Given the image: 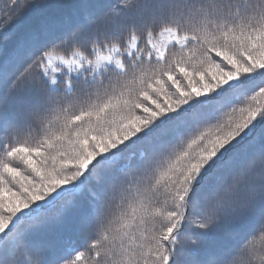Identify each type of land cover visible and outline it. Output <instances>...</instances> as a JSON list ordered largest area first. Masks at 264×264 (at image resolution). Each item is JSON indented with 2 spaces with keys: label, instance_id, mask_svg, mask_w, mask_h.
<instances>
[{
  "label": "snow or ice",
  "instance_id": "obj_1",
  "mask_svg": "<svg viewBox=\"0 0 264 264\" xmlns=\"http://www.w3.org/2000/svg\"><path fill=\"white\" fill-rule=\"evenodd\" d=\"M0 2V264H264V0Z\"/></svg>",
  "mask_w": 264,
  "mask_h": 264
},
{
  "label": "trees",
  "instance_id": "obj_2",
  "mask_svg": "<svg viewBox=\"0 0 264 264\" xmlns=\"http://www.w3.org/2000/svg\"><path fill=\"white\" fill-rule=\"evenodd\" d=\"M5 4L3 2H0V8H4Z\"/></svg>",
  "mask_w": 264,
  "mask_h": 264
}]
</instances>
